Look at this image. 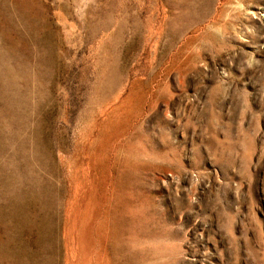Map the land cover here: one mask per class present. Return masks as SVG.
Returning <instances> with one entry per match:
<instances>
[{
	"label": "rangeland",
	"instance_id": "1",
	"mask_svg": "<svg viewBox=\"0 0 264 264\" xmlns=\"http://www.w3.org/2000/svg\"><path fill=\"white\" fill-rule=\"evenodd\" d=\"M0 264H264V0H0Z\"/></svg>",
	"mask_w": 264,
	"mask_h": 264
}]
</instances>
